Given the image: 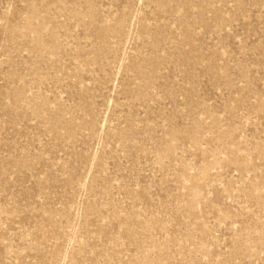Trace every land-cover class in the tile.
I'll list each match as a JSON object with an SVG mask.
<instances>
[{"label": "rangeland", "instance_id": "374dc122", "mask_svg": "<svg viewBox=\"0 0 264 264\" xmlns=\"http://www.w3.org/2000/svg\"><path fill=\"white\" fill-rule=\"evenodd\" d=\"M0 264H264V0H0Z\"/></svg>", "mask_w": 264, "mask_h": 264}]
</instances>
